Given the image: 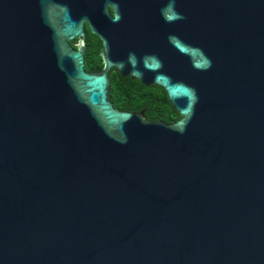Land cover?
<instances>
[{"label":"water","instance_id":"95a60500","mask_svg":"<svg viewBox=\"0 0 264 264\" xmlns=\"http://www.w3.org/2000/svg\"><path fill=\"white\" fill-rule=\"evenodd\" d=\"M164 12L173 48L87 73L107 2L0 0V264H264V0ZM111 70L180 118L116 110Z\"/></svg>","mask_w":264,"mask_h":264},{"label":"flooded vegetation","instance_id":"af4514ba","mask_svg":"<svg viewBox=\"0 0 264 264\" xmlns=\"http://www.w3.org/2000/svg\"><path fill=\"white\" fill-rule=\"evenodd\" d=\"M107 2V11L111 19H116L111 23V34L106 35L102 32L93 34L89 26L83 23L84 37L82 39L84 70L87 73H96L102 70V61L99 56V49L106 45V48H130L133 54V48H173L166 45L165 27L177 25V20L165 23L168 14L164 12L166 2L170 5V11L173 15L180 16L178 7L181 0H101ZM168 38L179 41V36L175 30L167 34ZM70 48L76 50L80 46V39L74 38L68 41ZM98 62L101 67L98 68ZM89 69V70H88ZM112 78L126 80L130 83L129 91L135 99H142L146 95L138 92L157 89L152 95L153 98L165 94L164 91L156 86H143L136 79L121 77L115 70L109 72V81ZM166 96V95H165ZM134 102L126 103V107H132ZM127 111V110H125ZM141 112V111H139Z\"/></svg>","mask_w":264,"mask_h":264},{"label":"trees","instance_id":"16d2710c","mask_svg":"<svg viewBox=\"0 0 264 264\" xmlns=\"http://www.w3.org/2000/svg\"><path fill=\"white\" fill-rule=\"evenodd\" d=\"M100 67L101 64L98 62V68ZM129 88V81L112 78L109 97L116 110H127L128 112L143 111L147 120L155 122L173 123L180 118L168 103L165 94H161L155 98L152 97L157 92V89L149 88L148 90L138 92L139 95L145 94L146 96L137 100L129 91ZM129 102H134V105L126 107L125 104Z\"/></svg>","mask_w":264,"mask_h":264}]
</instances>
